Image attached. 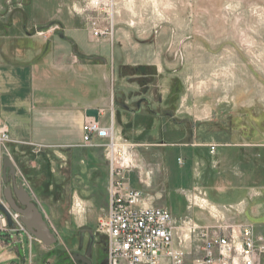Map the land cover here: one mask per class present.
Segmentation results:
<instances>
[{
    "label": "rangeland",
    "instance_id": "374dc122",
    "mask_svg": "<svg viewBox=\"0 0 264 264\" xmlns=\"http://www.w3.org/2000/svg\"><path fill=\"white\" fill-rule=\"evenodd\" d=\"M44 1L0 0V48L35 45L40 51L45 43L60 42L69 25L63 16L66 11L77 19L79 28L88 30L72 8L82 0H73L68 10L65 0ZM159 5L161 29L170 24L166 11L173 6ZM194 6L192 14L181 16L190 23L185 30L189 36L167 46L170 56L180 61L179 67L119 63L115 68V118L130 112L123 105L136 109L141 97H147L157 113L142 102L143 116H130L133 120L121 131L123 139L136 144L128 178L135 176L148 202L171 211L176 227L189 217L186 192L198 187L214 203L243 201V212L234 214L235 220L253 225L264 235V0H197ZM151 12L149 6L144 21L136 19L133 26L116 17L111 42L120 45L117 34L132 27L149 33V37H136L139 41H155L160 30L154 33L152 26H146L148 19L151 25L157 23ZM48 29L52 30L46 35L39 34ZM187 40L198 46L196 57L203 56L205 61L201 66H185ZM0 124L4 125L1 117ZM8 134L10 140L0 142V198L2 188L11 183L8 168L7 181L2 176L3 157L8 156L15 165L16 184L24 185L56 238L44 245L22 224V231L15 233L20 237L21 255L12 261L29 264L31 244L35 253L31 264H78L77 256L85 255L92 230V264H107L105 237L97 230L108 204L109 160L104 141L23 148ZM194 215L202 223L207 220L201 211ZM7 236L0 232V242H6Z\"/></svg>",
    "mask_w": 264,
    "mask_h": 264
},
{
    "label": "crops",
    "instance_id": "0c3cea01",
    "mask_svg": "<svg viewBox=\"0 0 264 264\" xmlns=\"http://www.w3.org/2000/svg\"><path fill=\"white\" fill-rule=\"evenodd\" d=\"M2 2L5 3V0ZM71 2L73 0H65L67 10ZM159 2H168L173 7L166 11L170 24L162 25L159 36L152 42L136 39L141 35L150 36L149 33L143 34L138 27L120 30L116 36V41L122 42L120 45H116L115 40L113 43L106 39L96 41L86 28H79L77 19H71L66 11L63 16L69 25L60 42L45 43L40 51L35 45L15 49L2 46L0 117L11 137L19 141L23 148L33 145L70 147L81 142L82 125L89 118L85 114L88 108H97L100 124H112L120 136L122 129L133 120L130 116H143V112L129 110L127 115L120 114L119 118H115V68L119 63L156 69L179 67L180 61L170 56L172 52L168 51L167 46L169 41L181 43L179 38L189 36L185 30L189 29L190 23H186L181 16L192 14L197 0ZM185 4L191 6H180ZM148 12L149 4L145 0H132V3L123 0L117 17L120 16L118 19L128 24L130 20L144 21ZM3 14L10 16V13ZM146 21V26L150 28V20ZM197 47L191 40L183 44V51L187 53L185 66L197 67L205 62L203 56L196 57ZM130 181L133 187L139 189L135 176ZM259 212V209L256 210L257 214ZM5 240L0 242V264H18L12 260L21 255L20 237L14 233ZM34 254L30 244L29 264Z\"/></svg>",
    "mask_w": 264,
    "mask_h": 264
},
{
    "label": "built area",
    "instance_id": "2783aa9c",
    "mask_svg": "<svg viewBox=\"0 0 264 264\" xmlns=\"http://www.w3.org/2000/svg\"><path fill=\"white\" fill-rule=\"evenodd\" d=\"M123 0H82L73 6L75 15L86 21L95 39L113 41L115 18ZM132 3V0H124ZM157 17L151 25L154 33L160 28L159 0H145ZM133 26L134 20L128 21ZM46 32H39L46 35ZM104 141L109 160L108 204L97 223L99 234L105 237L107 264H264V235L246 222L236 221L234 214L243 212L244 202L220 204L210 200L198 187L186 192L189 217L176 227L173 214L163 206L147 201L142 191L131 185L128 173L133 168L135 143L123 139L113 125L102 126L89 117L82 125L81 144ZM10 140L5 125L0 124V142ZM214 152L216 145H210ZM0 202L9 212L0 210V232L14 234L22 231L20 214L12 210L3 198ZM76 207L81 203L76 200ZM207 217L195 219V212ZM183 231L179 234V231ZM188 233L187 237L185 233Z\"/></svg>",
    "mask_w": 264,
    "mask_h": 264
},
{
    "label": "water",
    "instance_id": "95a60500",
    "mask_svg": "<svg viewBox=\"0 0 264 264\" xmlns=\"http://www.w3.org/2000/svg\"><path fill=\"white\" fill-rule=\"evenodd\" d=\"M146 103V108L152 113L157 114L151 107L150 100L147 97H141L136 102V109H131L124 105V107L132 112H139L141 109V103ZM88 117H93L95 120L99 119V110L97 108H88L85 111ZM9 169L8 176L11 177V183H6L2 189V194L5 202L15 212L20 214V220L27 229V231L33 235L36 239L41 241L44 245H50L55 242V235L50 231V228L43 218L41 211L32 201L29 192L25 189L22 183L16 184L15 182V165L11 158L8 156L3 157L2 164V176L3 180L7 181L6 169ZM0 210H2L8 216V223L11 224V218L8 210L0 202ZM95 241V235L92 230H89V244L88 249L84 256L78 257L86 264H92L91 250Z\"/></svg>",
    "mask_w": 264,
    "mask_h": 264
},
{
    "label": "flooded vegetation",
    "instance_id": "af4514ba",
    "mask_svg": "<svg viewBox=\"0 0 264 264\" xmlns=\"http://www.w3.org/2000/svg\"><path fill=\"white\" fill-rule=\"evenodd\" d=\"M77 257H80V255ZM77 261H78V264H86L85 262L81 261L79 258H77Z\"/></svg>",
    "mask_w": 264,
    "mask_h": 264
},
{
    "label": "bare ground",
    "instance_id": "6f19581e",
    "mask_svg": "<svg viewBox=\"0 0 264 264\" xmlns=\"http://www.w3.org/2000/svg\"><path fill=\"white\" fill-rule=\"evenodd\" d=\"M79 208H80V207H79ZM24 227H25V226H24ZM22 229H23V227H22ZM187 235H188V233L186 232V233H185V236L187 237Z\"/></svg>",
    "mask_w": 264,
    "mask_h": 264
}]
</instances>
